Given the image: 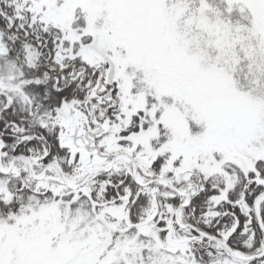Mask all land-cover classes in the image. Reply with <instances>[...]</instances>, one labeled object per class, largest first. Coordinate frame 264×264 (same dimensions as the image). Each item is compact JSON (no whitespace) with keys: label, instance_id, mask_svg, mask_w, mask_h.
<instances>
[{"label":"snow or ice","instance_id":"6c2138e0","mask_svg":"<svg viewBox=\"0 0 264 264\" xmlns=\"http://www.w3.org/2000/svg\"><path fill=\"white\" fill-rule=\"evenodd\" d=\"M0 264H264V0H0Z\"/></svg>","mask_w":264,"mask_h":264}]
</instances>
